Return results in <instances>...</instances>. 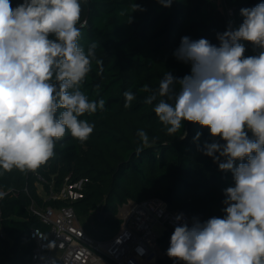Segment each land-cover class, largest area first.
<instances>
[{"label":"clouds","instance_id":"obj_1","mask_svg":"<svg viewBox=\"0 0 264 264\" xmlns=\"http://www.w3.org/2000/svg\"><path fill=\"white\" fill-rule=\"evenodd\" d=\"M130 10L144 9L134 3ZM82 11L81 0H21L15 7L12 0H0V169L5 172H35L54 156L66 133L86 142L94 125L80 117L105 108L104 99L90 100L81 90L97 47L93 42L85 50L80 44ZM240 15L238 27L229 21L216 33L217 44L181 38L173 55L190 66V74L178 78L168 71L158 88L140 89L150 93L146 104L156 101L154 112L169 135L187 121L219 138L204 145V155L234 180L223 189L222 218L174 217L178 223L166 255L182 264H264V2L240 9ZM241 41L259 53L245 56ZM123 95L129 107L136 97L131 91ZM137 135L145 147L155 143L142 129ZM201 135L198 131L194 141ZM5 195L0 191V198Z\"/></svg>","mask_w":264,"mask_h":264},{"label":"trees","instance_id":"obj_2","mask_svg":"<svg viewBox=\"0 0 264 264\" xmlns=\"http://www.w3.org/2000/svg\"><path fill=\"white\" fill-rule=\"evenodd\" d=\"M19 2L12 0L13 7ZM224 2L234 8L238 27L243 20L240 9L264 0ZM134 3L144 10L131 12ZM81 4L80 44L85 50L93 42L97 45L96 59L81 90L90 100L104 99L105 108L80 117L94 125L86 142L66 133L56 142L54 156L35 172L0 169V191L6 192L0 198L5 231L4 235L0 232V264H26L31 260L34 241L30 230L43 226L30 209L33 200L57 207L70 203L45 200L40 194L38 183L48 192L54 174L57 186L69 175L73 181L89 178L84 197L73 205L80 216L98 208L105 211L103 222L97 214L94 217L101 234L112 233L120 226L122 219L113 215L128 200L159 198L170 209H181L201 221L222 218L223 189L234 186L232 174L219 170L218 164L204 155V145L219 138L187 121L177 133L169 135L154 112L156 101L146 104L145 97L150 93L140 91L145 84L158 88L168 71L178 78L190 74V66L173 55L181 38H206L217 44L216 33L225 31L228 25L225 12L213 0H172L171 7H163L158 0H81ZM241 42L245 56L259 53L252 44ZM96 60L102 63L98 65ZM179 87L177 83L175 91ZM125 91L136 97L129 107H125ZM141 129L150 142L156 138L155 143L145 147L137 135ZM198 131L202 135L194 141ZM106 212L111 215L106 217ZM173 231L170 228L159 238L165 253ZM158 264L182 262L166 255Z\"/></svg>","mask_w":264,"mask_h":264},{"label":"built area","instance_id":"obj_3","mask_svg":"<svg viewBox=\"0 0 264 264\" xmlns=\"http://www.w3.org/2000/svg\"><path fill=\"white\" fill-rule=\"evenodd\" d=\"M225 7L229 19L235 22L234 8L226 3ZM47 193L45 200L61 199L60 191L56 192L54 187ZM128 202L120 226L104 234V238H95L79 223L72 203L57 207L33 200L30 209L43 226L30 230L34 248L26 264H158L161 235L176 226L177 214L189 220L191 217L181 209H170L159 198ZM2 221L0 206V232L4 235Z\"/></svg>","mask_w":264,"mask_h":264},{"label":"rangeland","instance_id":"obj_4","mask_svg":"<svg viewBox=\"0 0 264 264\" xmlns=\"http://www.w3.org/2000/svg\"><path fill=\"white\" fill-rule=\"evenodd\" d=\"M217 6H219L226 14L227 18H228V22L231 21V19H229V14H227V10L225 7V2L224 0H214L213 1ZM224 5V6H223ZM233 19V17H232ZM234 22V21H233ZM234 26H235V22H234ZM233 26V27H234ZM70 177H65V179L63 180V182L61 184H59L58 186L56 185V174H54V178L52 179L51 182L49 183L51 187H54L56 192H59V195L61 197V200H65L66 202H70V203H75L77 200L81 199L84 197V189L86 184H88L89 182V178L88 177H82L78 180H72L71 175H69ZM47 182V181H46ZM38 190L40 192V194L42 196H44L45 198L47 197L48 193L47 190L44 189V184L38 183ZM50 187V188H51ZM129 201V200H128ZM127 201V202H128ZM131 202L133 200H130ZM122 203L119 208H118V212L113 215L115 219H123L124 217V212L125 209L127 208V204L129 203ZM103 205V202L101 203V206ZM99 209L101 210V208H98L97 211H91L88 214H85L83 216L78 215L79 218V223L95 238H104V233H99V229L96 230V228L99 227V223L96 222V220L94 219L95 215L97 214V212L99 211ZM111 213L106 212V217L110 216ZM105 216V215H104ZM158 230V229H157ZM159 232L160 229L158 230ZM159 250H160V256H159V260L162 258H165L166 253L163 250V248L161 247L160 243H159ZM159 262V261H158Z\"/></svg>","mask_w":264,"mask_h":264},{"label":"water","instance_id":"obj_5","mask_svg":"<svg viewBox=\"0 0 264 264\" xmlns=\"http://www.w3.org/2000/svg\"><path fill=\"white\" fill-rule=\"evenodd\" d=\"M104 215H105V211L104 210H99L97 213L98 218L100 219L101 222L104 221Z\"/></svg>","mask_w":264,"mask_h":264},{"label":"crops","instance_id":"obj_6","mask_svg":"<svg viewBox=\"0 0 264 264\" xmlns=\"http://www.w3.org/2000/svg\"><path fill=\"white\" fill-rule=\"evenodd\" d=\"M214 1V0H213Z\"/></svg>","mask_w":264,"mask_h":264}]
</instances>
